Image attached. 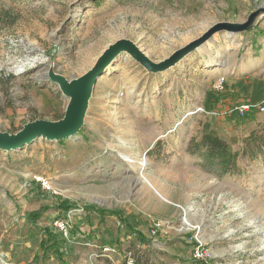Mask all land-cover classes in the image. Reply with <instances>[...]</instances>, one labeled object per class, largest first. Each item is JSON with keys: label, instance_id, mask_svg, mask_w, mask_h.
Returning a JSON list of instances; mask_svg holds the SVG:
<instances>
[{"label": "rangeland", "instance_id": "374dc122", "mask_svg": "<svg viewBox=\"0 0 264 264\" xmlns=\"http://www.w3.org/2000/svg\"><path fill=\"white\" fill-rule=\"evenodd\" d=\"M260 6L264 0H0V131L63 117L69 99L51 68L79 77L122 37L158 61ZM226 34L164 73L122 54L100 78L80 133L0 150V264H63L55 251L44 257L43 228L64 264H126L129 252L137 264H195L198 247L207 264H264V110L255 120L231 113L241 88L242 99L264 103V21L232 35L233 48ZM221 77L225 90L217 92ZM204 133L241 153L232 173L205 168V152L189 150ZM44 206L37 225L27 220ZM90 207L115 212L103 214L119 218L121 235L106 221L92 225L98 213ZM70 211L66 238L54 221ZM104 245L114 253L101 256Z\"/></svg>", "mask_w": 264, "mask_h": 264}, {"label": "water", "instance_id": "95a60500", "mask_svg": "<svg viewBox=\"0 0 264 264\" xmlns=\"http://www.w3.org/2000/svg\"><path fill=\"white\" fill-rule=\"evenodd\" d=\"M263 21L264 6H260L252 11L245 21L216 22L201 35L189 40L175 49L169 56L158 61L151 58L135 41L122 37L109 43L94 64L79 77L68 79L51 68L49 78L60 87L63 95L69 99L63 117L55 121L42 118L35 119L26 123L16 133L0 131V150H18L32 144L38 138L61 141L80 133L100 78L107 73L109 67L122 54H128L148 73H164L175 68L187 57L200 50L216 35L247 33L257 29Z\"/></svg>", "mask_w": 264, "mask_h": 264}, {"label": "trees", "instance_id": "16d2710c", "mask_svg": "<svg viewBox=\"0 0 264 264\" xmlns=\"http://www.w3.org/2000/svg\"><path fill=\"white\" fill-rule=\"evenodd\" d=\"M231 97H234L233 93L231 94ZM263 106L264 103L261 104V106H254L252 108V111L240 115L239 117L245 118L246 120H255L256 114L258 113V111H260L261 107ZM252 135H255V133H253ZM252 135L249 137L252 138ZM189 150L192 153L204 151L205 158L203 161V166L211 170L219 169L223 174L232 173L235 170L237 165V159L241 154L238 150H235L234 147L225 138L218 134L212 133H204L200 138L193 137L190 142ZM57 207L69 209L73 206L69 205L67 202H62ZM48 208V206H44L38 211L29 213V215L27 216V220L32 224L37 225L38 219L43 216L44 211H46ZM90 209L94 210L100 215H104L103 213L116 215L115 212L111 211L106 212L93 207H90ZM42 231H44L45 236L42 237L40 240V248L44 250V257L50 251H55L61 263L64 264L65 262L62 260L63 252L60 250L59 242L58 240H56L55 235L53 234V232L50 231L49 228H43ZM134 232L140 237V239L142 238L141 234L137 230H134Z\"/></svg>", "mask_w": 264, "mask_h": 264}, {"label": "built area", "instance_id": "2783aa9c", "mask_svg": "<svg viewBox=\"0 0 264 264\" xmlns=\"http://www.w3.org/2000/svg\"><path fill=\"white\" fill-rule=\"evenodd\" d=\"M225 86H226L225 77H221V79L216 82L214 87H215V90L217 92H223L225 90ZM253 107L254 106L247 101L240 102V103L234 104L232 106L231 113L235 116H240V115H243V114H246V113L252 111ZM261 109L264 110V106L261 107ZM42 182H43V185L45 187H48V185L46 184V181L44 179H42ZM75 215H76V213L70 211V212H68L67 216H58L54 221L55 227L66 238H68L70 236L71 222H72ZM159 225L160 224H156V227H158ZM156 232H157V229L153 230V233L156 234ZM98 251H99L98 253L101 256H108V254L114 253V249L110 245H104V246L100 247ZM193 257H194L195 264H207L205 262L206 252H204V250L202 248L198 247L195 250ZM126 264H137V262H136V260L133 257L131 252L126 254Z\"/></svg>", "mask_w": 264, "mask_h": 264}, {"label": "crops", "instance_id": "0c3cea01", "mask_svg": "<svg viewBox=\"0 0 264 264\" xmlns=\"http://www.w3.org/2000/svg\"><path fill=\"white\" fill-rule=\"evenodd\" d=\"M242 89L243 88H241L240 90H241V94H239V96H240V98L241 99H238V100H236L235 102V104H237V103H240V102H244V101H247V102H249L250 104H252L253 106H258L260 103L258 102L259 100H256V99H253V98H247V99H242L243 98V95H244V93H243V91H242ZM234 96H235V99L236 98H238V94L237 93H235L234 94ZM241 100V101H240ZM107 222L106 223V225L108 226L109 225V223H111V225H113L112 227H114V230H115V232H116V235H121V234H119V226L116 224V223H119L120 222V220H119V218L118 217H116V216H106V215H100L99 213L95 216V220H93L91 223H92V225H98V224H102L103 225V223L104 222ZM82 229H87L88 228V223H82Z\"/></svg>", "mask_w": 264, "mask_h": 264}, {"label": "bare ground", "instance_id": "6f19581e", "mask_svg": "<svg viewBox=\"0 0 264 264\" xmlns=\"http://www.w3.org/2000/svg\"><path fill=\"white\" fill-rule=\"evenodd\" d=\"M215 40L216 39H213L212 41H210V42H208L204 47H202L200 50H202V51H204V52H210V50H212V48H213V46H214V44H215ZM239 43L238 42H236V41H234V39H233V36L232 35H230V34H226L225 35V45H227V47L228 48H233V47H235V46H237ZM219 55V50L217 51V56ZM211 60L213 61L214 59L213 58H211ZM220 63V62H219ZM221 64H219V66L218 67H216V69H215V72H221V71H223L222 70V67L220 66ZM229 69H226V71L225 72H227ZM231 70V69H230ZM107 77V75L105 74L103 77H102V79H101V82H103L104 80H105V78ZM142 164H144V163H142ZM140 165V164H139ZM135 168H137V165L136 164H134L133 165ZM185 224H187V225H189V223H187V220H185Z\"/></svg>", "mask_w": 264, "mask_h": 264}]
</instances>
